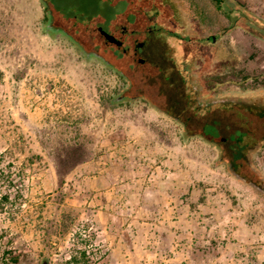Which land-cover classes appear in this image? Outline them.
I'll return each instance as SVG.
<instances>
[{"label":"rangeland","instance_id":"obj_1","mask_svg":"<svg viewBox=\"0 0 264 264\" xmlns=\"http://www.w3.org/2000/svg\"><path fill=\"white\" fill-rule=\"evenodd\" d=\"M200 6L213 26L201 36L218 37L214 75L232 89L262 88L264 0ZM134 8L135 0H0V264H71L82 253L90 264H264V192L153 107L168 109L182 91L175 68L184 53L160 42L172 32L163 18L149 24ZM97 28L118 39L134 31L130 42L147 45L122 61L116 37ZM90 52L123 70L131 101L111 103L123 81ZM254 159L264 178V148Z\"/></svg>","mask_w":264,"mask_h":264},{"label":"trees","instance_id":"obj_2","mask_svg":"<svg viewBox=\"0 0 264 264\" xmlns=\"http://www.w3.org/2000/svg\"><path fill=\"white\" fill-rule=\"evenodd\" d=\"M208 1L217 10H221L224 0ZM158 4L160 10H169L170 14L160 13L155 19L163 18L167 22V27L172 30L171 33L168 32L165 39H160V42L168 48L172 40L176 41L177 51L179 50L180 54L184 53V59H181L177 65L180 66L179 69L175 68L183 89L182 91L181 89L177 90L178 96L174 95L169 98L170 100L165 105L168 109L154 105L153 107L179 123L185 136L199 137L217 147L219 150L218 163L225 165L227 172L232 177L260 193L264 192V178L256 167L254 159L255 156L260 155L264 148V104L254 101L258 97L264 98V86L249 90V88H243L245 82L241 81L237 84L233 83L235 86L232 89L226 87L230 83L229 81H222L218 75H214L215 68H212L211 65L217 55L213 49H218L215 44L218 37L210 34L201 36L203 33L211 32L213 26L208 14L200 6V0H158ZM174 18L176 23L172 25ZM231 26L222 32H228ZM180 28L184 31H182L183 33L178 31ZM188 29L191 31L190 34ZM97 31L103 39L104 36L113 37L100 28H97ZM193 33L196 34L194 39L196 41L185 38V35L191 36ZM181 40L187 44L193 42L196 46L188 47V49L184 47L187 45L186 43L180 44ZM117 41L115 54L122 55L121 50L128 49V47L122 43L120 38ZM104 42L106 46L109 45L105 40ZM197 55H199V61L194 63L197 69L191 68L187 62ZM205 66L204 71L199 69ZM232 66V63L228 61L223 69H231ZM201 78L202 87L194 88L193 83L199 84ZM235 87L240 88L238 90L240 93H232L231 89L235 90ZM223 90L231 92L228 95H223L221 93ZM79 257L78 259L72 256L71 264H90L85 253L80 254Z\"/></svg>","mask_w":264,"mask_h":264},{"label":"flooded vegetation","instance_id":"obj_3","mask_svg":"<svg viewBox=\"0 0 264 264\" xmlns=\"http://www.w3.org/2000/svg\"><path fill=\"white\" fill-rule=\"evenodd\" d=\"M135 2H136V7L137 8L136 9L134 8V10H135L134 15L138 16L139 13L145 15L148 18L149 24L151 22H153L155 17L157 15L159 16L160 13H162L163 15H166L168 13L170 14L169 10H166V9L160 10L159 4H158V0H146V3H144L142 0H135ZM47 15H48L50 21L49 20H46V21L49 22V23H52L53 26L52 25L51 26L54 27L52 15L51 14H47ZM175 23H176V21H175V18H174L172 20V25H174ZM58 29L62 31L61 34H63V36H66L70 40L73 41V38H71L72 35H70L66 30L60 29V28H58ZM125 30H126V28H123V30L121 32L124 33ZM133 32L134 31H131V33L122 34V38L125 36V38H123V40L126 41L127 43H130L129 45H126L128 47V49L121 50L123 52L122 58H121L122 61H128V59H130V58H132V60H133V58L136 57V55L139 53V51H141V49H143L147 45V41H143V42H140V43H138V42L131 43L133 41V40H131L132 39L131 36H132ZM113 36L116 37L115 35H113ZM116 39H118V38L116 37ZM123 40H121V41H122V43L125 44V42ZM213 41H214V39H213ZM79 47H81V46H79ZM88 54H92V55L93 54L94 55L98 54V56L100 57L98 59V61L99 62H102V61L105 62L106 66L109 67L110 69L114 70L117 74H119L120 78L123 81V87L121 89H119L114 94V96H112V98H110L111 103L112 104H118L120 102H129V101H131L133 98L129 94V91H130V89L132 87V81L128 78V76H126L123 73V70L121 68H119L118 66H116L115 64H113L112 62L111 63L107 62V60L104 59V57L101 56L99 53L90 52ZM129 61L131 62V60H129ZM137 63L140 64V65L143 64V59H141V58L137 59ZM128 66L132 67V63L130 65H128ZM204 68L205 67H201V69H204Z\"/></svg>","mask_w":264,"mask_h":264},{"label":"water","instance_id":"obj_4","mask_svg":"<svg viewBox=\"0 0 264 264\" xmlns=\"http://www.w3.org/2000/svg\"><path fill=\"white\" fill-rule=\"evenodd\" d=\"M48 30H51L52 32H54L55 34H61L62 33V31L61 30H58V29H51V28H48ZM106 38L108 39V40H111V37H109V36H106ZM91 55L92 54H88V55H86V57L87 58H89V57H91ZM93 56H95V55H93Z\"/></svg>","mask_w":264,"mask_h":264}]
</instances>
